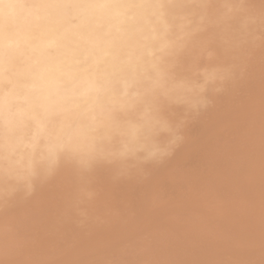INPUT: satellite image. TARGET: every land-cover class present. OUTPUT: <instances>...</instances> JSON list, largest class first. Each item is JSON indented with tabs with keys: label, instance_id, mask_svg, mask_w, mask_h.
I'll list each match as a JSON object with an SVG mask.
<instances>
[{
	"label": "clouds",
	"instance_id": "1",
	"mask_svg": "<svg viewBox=\"0 0 264 264\" xmlns=\"http://www.w3.org/2000/svg\"><path fill=\"white\" fill-rule=\"evenodd\" d=\"M0 264H264V0H0Z\"/></svg>",
	"mask_w": 264,
	"mask_h": 264
}]
</instances>
